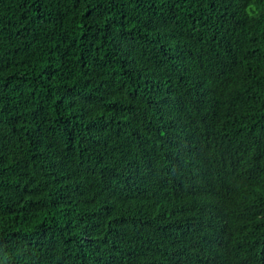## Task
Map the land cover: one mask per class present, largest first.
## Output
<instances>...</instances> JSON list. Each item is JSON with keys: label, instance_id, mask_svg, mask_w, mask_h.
Listing matches in <instances>:
<instances>
[{"label": "trees", "instance_id": "trees-1", "mask_svg": "<svg viewBox=\"0 0 264 264\" xmlns=\"http://www.w3.org/2000/svg\"><path fill=\"white\" fill-rule=\"evenodd\" d=\"M0 264H264V0H0Z\"/></svg>", "mask_w": 264, "mask_h": 264}]
</instances>
